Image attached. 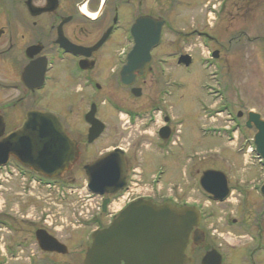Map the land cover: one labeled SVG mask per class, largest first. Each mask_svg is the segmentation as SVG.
<instances>
[{"label":"flooded vegetation","instance_id":"flooded-vegetation-1","mask_svg":"<svg viewBox=\"0 0 264 264\" xmlns=\"http://www.w3.org/2000/svg\"><path fill=\"white\" fill-rule=\"evenodd\" d=\"M163 1L166 5L160 11L162 15L158 10V0H0V187L7 179L18 178L37 188L55 191L57 197L58 192L63 188H69L72 194L82 190L88 199L96 198L86 192L89 181L85 174V167L90 166L96 159L83 166V157L84 153L89 152L99 141L104 132L107 133L108 124L101 116V109L104 106L122 116L127 127L139 125L143 130H151L152 136L147 142L155 157L141 158L142 153L138 150L133 149V154L128 153L121 145H114L102 154L104 156L114 150L123 152L126 173L122 190L117 194L105 195L102 200L107 201L105 210H101L96 217H93V221H90L91 224H97L95 230L109 226L118 212L109 216L107 209L112 199H118L129 186L145 183L151 187L153 183L160 184L164 178H167L168 165L164 163L165 161L174 159V163L175 160L179 161L176 157L181 155L183 163L181 166H178L179 162L175 164L177 178L174 179L173 186L180 183L185 185L188 182L192 170L186 166L183 138L181 135L176 136L179 132L174 127L169 106L165 103V99L160 98L171 96L169 90L165 89L169 81L165 67L168 59H174L176 66L185 73L188 71V68L178 63L182 54L179 53L175 57L173 52H161L164 32L172 30L166 18L172 14L174 0ZM219 2L207 11L211 16L214 14L213 20L217 27L230 0ZM244 7L248 10L250 5L246 4ZM158 24L161 28L156 44L148 48L146 54L139 50L134 55V58H147L146 66L140 69L142 73L139 75V70H124L134 46L131 33L149 40L150 34L157 31ZM194 31L192 36H196L197 39L207 43L214 42L217 52L216 62L219 63L215 69L216 92L219 94V100L222 101L223 95L226 94V86L219 59L220 43L213 41L204 31ZM241 34L244 33L237 34L235 31L230 34L233 48L240 45ZM257 34V37H247L245 34L244 36L248 44L262 43L264 54V31ZM142 46L147 48L148 45ZM155 59V68H153L151 63ZM112 61L113 64L110 66ZM122 81L130 83L123 85ZM175 85L184 86L182 82ZM158 87L162 89L158 91ZM113 91L120 92L125 101L117 99L115 94L111 93ZM56 92L64 93L66 96L64 100ZM77 103L84 105V110L80 113L77 112ZM224 104L226 108L228 106L234 108L236 105L229 98L225 99ZM32 112L52 114L56 121L63 125L73 143L74 159L64 173H58L54 177L36 174L20 163L10 150L12 148H5V141L21 127L27 115ZM251 112L258 114L259 119L264 122V115L256 111ZM249 114L250 112H247L244 116L239 110L232 111L226 121L230 127H226L227 130L222 133L229 134L232 138L234 135H240L241 142L246 139L253 145L257 129L251 122ZM76 117L80 118L85 135L82 131L77 133L71 130L72 127L67 119ZM254 118L253 115L251 119ZM108 128V131L116 137L117 130H113L110 126ZM223 128L219 126L218 129L223 130ZM237 141L236 138L234 142ZM130 158L135 163L148 162V173L130 164ZM254 159L258 172L264 174V163L256 155ZM78 166H83L82 182L77 179ZM150 167H154L152 172ZM149 176L147 180L146 177ZM263 185L264 179L260 178L246 187L255 200L259 201L258 205L253 203L251 205L253 209L250 207V210L247 204L249 192L246 188L239 185L229 187V195L235 192L239 198L240 209H247L246 223H239L235 219L231 221L249 241L242 249V256L237 257L239 253L228 243H220L223 240L222 235L204 226L205 219L201 216L199 225L191 230L189 244L185 248V255L190 259V264H264V261L258 260L264 253ZM150 199L153 203L157 201L155 198ZM174 207L179 208V206ZM237 209L239 208L236 206L235 210ZM14 214L10 211L0 213V232H4L0 233V251L3 252L0 253V260L4 257L3 261L6 263L8 261L17 263L20 254H27L23 259L28 264H58L69 253L71 257L78 256L76 251H79L80 246L77 243L73 245L74 250L70 251L69 244L64 245L45 229L41 230L64 246L66 252L62 254L41 251L36 242L38 223L34 220H17L22 216ZM22 226L29 229L32 227V233L27 234ZM95 230L86 233L84 237V242L87 243L86 251L91 245V233ZM33 253L38 255L36 260ZM50 257H58V260H50Z\"/></svg>","mask_w":264,"mask_h":264},{"label":"rangeland","instance_id":"rangeland-1","mask_svg":"<svg viewBox=\"0 0 264 264\" xmlns=\"http://www.w3.org/2000/svg\"><path fill=\"white\" fill-rule=\"evenodd\" d=\"M219 1L174 0L172 14L166 18L172 30L164 32V45L161 52H173L175 57L180 53L193 59L186 73L176 66L174 59H168L165 67L169 81L165 89L169 90L171 96L160 97L165 99V103L169 106V114L173 117L174 127L179 132L176 136L181 135L183 138L186 166L192 170L188 182L185 185L180 183L173 186L174 179L177 178L175 176L177 174L175 164L179 162L177 164L181 166L183 163L182 156L179 155L176 157L179 158V161L175 160L173 163V159L164 162L168 165V168L166 167L168 169L167 178H164L157 188L152 187L154 192L145 183L131 185L118 199H112L107 214L112 215L118 212L123 202L139 194L154 197L159 201H161L158 199L160 196L177 195L178 202L184 205L199 202L200 205L195 207L203 212L204 226H208V228L214 229L216 233L221 234L223 240L220 243H228L234 251L239 253L237 257H241L242 249L249 241L239 231L238 226L232 225L231 221L235 219L239 223H246L247 209H240L239 198L235 192L231 193L227 201L223 203L217 204L210 201L206 193L200 189L198 179L205 170L221 171L226 176L230 188L233 185L246 188L252 182H256L260 178L264 179L263 172H258L254 164L256 161L251 141L244 139L241 142L240 135H234L233 138L232 136L230 138L228 134H219L218 129L219 126L226 130V127H230L226 121H228L227 117L231 115L232 111L239 110L244 116L247 112L253 113L251 111L264 115L263 44L260 42L248 44L244 36L245 34L247 37H257V32L264 31V0H230L226 4L222 21L217 27L213 20L214 14L211 16L207 11L220 3ZM246 4L250 5L248 10L244 7ZM165 5L163 0H158L159 12ZM160 14L162 13L160 12ZM194 30L204 31L212 37L213 41L216 40L220 43L217 45L221 47L219 59L223 68L224 85L226 86V94L223 95L222 101L219 100L215 83V69L219 63L211 58V53L216 51V47L214 42H203L196 36H192ZM255 30L257 32H253ZM235 31L237 34L240 32L244 34L239 37L240 45L233 48L229 36ZM155 62L156 59L152 61L151 67L155 68ZM112 64L113 61L110 66ZM181 82L184 84L183 87L175 85V83ZM161 89L158 87L157 90L160 91ZM111 93L115 94L117 99L125 101L120 92L113 91ZM56 94L61 96L62 100L66 97L62 92H56ZM228 98L234 105L236 104L234 108H230L228 105L227 108L224 107L225 99ZM125 99L127 100L126 97ZM77 106L78 113L84 110V105L77 103ZM101 114L108 124L107 133L104 132L89 152L84 153L83 166L94 159L98 160L99 156H102L106 150L114 145H121L128 153L132 152V154L133 149L138 150L142 153L141 158L155 157L147 142L151 139V130H143L139 125L132 128L127 127L124 118L106 106L101 109ZM67 121L72 127V131L77 133L82 131L85 135L84 126L79 117L68 118ZM109 126L113 130H117L116 137L108 131ZM236 138L238 141L234 142ZM140 163L142 162L135 163L130 158V164L138 166L140 171L148 173L149 163ZM82 167L78 166L77 168V179L81 182L84 180ZM153 168L150 167L151 172ZM150 176L146 179L148 180ZM158 188H160V192ZM246 190L249 192L247 204L250 210L251 205L253 203L258 205L259 201L250 194L249 188ZM56 197L55 191L50 192L47 189L37 188L18 178H9L0 187V213L10 211L15 213V216H22L17 220L36 221L38 223L37 229H45L51 232L61 243L69 244L70 251L74 250L73 245L77 243L80 246L79 251H76L78 256H72V258L71 253H69L66 257H61L62 259L60 258L61 261L58 264H81L87 249L84 237L86 233L95 230L97 227L96 223L91 224L90 221H93V217L99 213L96 209L99 198L90 200L84 191L80 190L72 194L68 188H63ZM159 201H155V203H159ZM179 205L177 204V206ZM236 206L239 209L235 210ZM251 209L253 208L251 207ZM250 217L252 218V216ZM247 221L250 220L247 219ZM22 228L27 234L32 233V227L29 229L22 226ZM0 233L3 234L4 232ZM0 253L3 254L2 250ZM33 254L36 260L38 255ZM19 256L20 259L17 263L12 261L7 263L28 264L23 259V256L27 257V254H20ZM50 258L47 260H58V257ZM4 259V257L1 258V264L6 263L3 261ZM258 260L264 261V253Z\"/></svg>","mask_w":264,"mask_h":264},{"label":"water","instance_id":"water-1","mask_svg":"<svg viewBox=\"0 0 264 264\" xmlns=\"http://www.w3.org/2000/svg\"><path fill=\"white\" fill-rule=\"evenodd\" d=\"M160 28L158 24L157 31L150 34L149 40L133 33L135 46L124 70H139L138 74L142 73L140 69L146 66L147 58H134V55L139 50L146 54L148 48L156 44ZM143 44L148 45L147 48ZM216 55L214 53L213 57ZM182 59L188 66L190 58ZM128 83L122 81L123 85ZM253 115L255 118L252 120ZM249 116L257 129L254 136L256 153L264 161V122L257 114L250 113ZM5 142V148H12L10 150L21 164L46 177L64 173L74 159L73 143L63 125L50 113H30ZM125 173L121 152L108 153L85 167L89 181L87 190L99 197L117 194L124 186ZM199 184L212 201L222 202L229 194L228 181L221 171H204ZM106 202H103V211ZM198 221L199 214L193 208L178 210L167 204L155 205L139 199L120 211L107 228L92 233L91 245L82 264H190L185 248ZM36 241L44 252H66L64 246L43 231L36 233Z\"/></svg>","mask_w":264,"mask_h":264},{"label":"bare ground","instance_id":"bare-ground-1","mask_svg":"<svg viewBox=\"0 0 264 264\" xmlns=\"http://www.w3.org/2000/svg\"><path fill=\"white\" fill-rule=\"evenodd\" d=\"M123 204H124V203H123ZM123 204H122V205H123Z\"/></svg>","mask_w":264,"mask_h":264}]
</instances>
